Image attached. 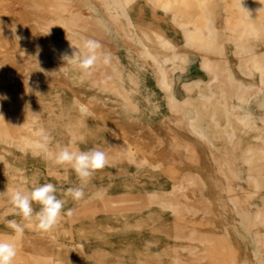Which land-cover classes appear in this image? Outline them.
<instances>
[{"label": "rangeland", "instance_id": "obj_1", "mask_svg": "<svg viewBox=\"0 0 264 264\" xmlns=\"http://www.w3.org/2000/svg\"><path fill=\"white\" fill-rule=\"evenodd\" d=\"M123 1L128 3V0ZM196 1L199 3H190V12L180 19H175L174 13L163 8L152 13L141 0L126 4L125 9L129 8L125 10L127 16L123 21L127 28L123 31L126 44L132 46L129 39H140L161 57H170L181 45L183 53H177L182 56L177 63L187 62L194 55L187 50H196V47L185 46V38L175 29L174 22L187 23V30L193 32L195 23L208 20L203 16L209 15L214 22L215 33L210 35L205 30L201 36L216 38L219 43L203 54L218 60L217 70L223 74L227 69L232 72L237 68L241 77L254 78L243 75L240 64L236 66L232 62L239 60L240 63L241 54L231 52L235 44L231 40L230 25L245 19L240 18L245 16L242 6H249L252 15L258 9L264 14V0H246L249 3L244 5H239L237 0ZM79 5L89 8L90 18L93 12L105 13L107 17L112 16L111 12L121 13L114 9L117 7L114 3L110 4L112 10H107L105 4L98 0H0V73H17L14 84L0 85V95L8 97L0 99V236L14 235V230L7 226L10 220L25 228L22 238L17 241L19 251L14 264H40L41 251L52 252L58 258L56 264H94L88 255L95 250H102L107 255L106 264H160L158 261L161 259L169 262L167 255L172 239L165 232L173 231L176 225L185 230L195 229L198 235L199 231L209 235L214 247L213 256L224 264H234L228 228L221 226V211L216 212L215 206L220 204L221 208L225 204L223 209L234 217L246 214L251 219L256 212L264 210V189L258 190L248 205L242 204L244 212H238L236 204L237 198L243 196L204 197L197 177L178 162L184 146L175 134L153 131L150 123L128 106L122 93L101 89L96 77L89 83H79L69 71V58H63L66 52L62 51V45L71 39V32L59 30L58 39L48 40L41 28L69 18L77 13ZM140 8H143V13ZM259 21L264 27V19ZM119 22L108 20L112 26L121 29ZM131 24L134 26H129ZM22 26L27 27L32 35L24 45L14 42L9 33L12 28ZM78 37L92 40L86 33ZM260 40L255 41L253 53L262 54L259 51L264 45ZM98 41L105 45L103 38H98ZM94 69V72L103 70ZM177 69L171 70L175 72ZM220 81L212 80L208 86L214 90ZM211 95L215 101L216 92ZM233 103L238 105L239 102L233 99ZM81 106L87 111L82 112ZM75 119L84 123L73 134L68 127ZM13 133L24 140L12 139ZM45 135L49 137L47 143ZM81 136L84 137L83 142L79 141ZM45 143L46 149L42 147ZM127 146L134 155H128ZM64 147L76 151L96 148L107 155L108 164L89 178L84 186L85 196L79 201L74 200L67 190L80 186V178L70 164L57 163L56 157ZM154 165H159V168L154 170ZM186 174L190 179H184ZM24 180L28 183H22ZM46 183H52L57 188L58 198L66 201L60 222L48 232L40 230L35 219L24 220L10 201L15 190H31L34 185ZM180 183L186 186L181 190L184 195L177 191ZM165 194L169 195L168 200L177 197L184 202L190 199L188 207H196H192L191 214L175 218L169 207L160 209L155 203L157 196H163L167 201ZM86 199L96 202L91 207L93 212L89 221L77 217ZM100 199L111 204L105 207ZM32 207L35 215L41 205L33 202ZM186 207L183 204V208ZM69 210L72 211L71 216L67 215ZM249 223L252 226L251 220ZM98 231L105 233L103 241H96L93 237L92 232ZM86 233L89 234L88 240L84 239ZM181 242L182 248L189 244L188 241ZM83 247H87L86 253L81 250ZM180 253L182 258L188 259L187 253L183 250ZM202 253L206 254V251ZM260 255L262 261L264 255L262 252Z\"/></svg>", "mask_w": 264, "mask_h": 264}, {"label": "bare ground", "instance_id": "obj_2", "mask_svg": "<svg viewBox=\"0 0 264 264\" xmlns=\"http://www.w3.org/2000/svg\"><path fill=\"white\" fill-rule=\"evenodd\" d=\"M98 1L103 2L107 10H112L110 6L112 0ZM121 1L113 0V3L117 5L114 9L124 13L125 10H129V8L125 9L126 4L132 3L135 0H128V3L127 1ZM141 3L149 6L152 13H156L159 8H163L164 10L174 13L175 19H180L183 18V16H187L186 14L190 12V3L194 4L199 2L196 0H141ZM237 3L239 5H244L245 3H249V1L237 0ZM241 10L244 12L245 16L240 18L245 19L240 22L231 23L230 26L232 27L231 29L233 33L231 40L237 46L238 53L241 54L239 66L241 73L246 76L257 77L260 81V86L254 85L251 89H246L244 85L235 86L232 72L230 69H227L225 74H223L219 92L220 97L217 99L215 98V102H213L212 97H209L198 107H195L191 103V107L195 108L197 113L211 114L214 111L220 115V118L215 120L217 125L221 123L224 125L222 132L218 136V140L222 143L224 142V148H218L217 150L219 152L218 155L222 157L220 158L219 168L223 171L225 176L228 175L231 178L238 179L239 182L246 183L239 185L238 189L242 191L247 188L249 190L242 198H237L236 204L238 212H244L242 204L247 203L248 205L252 196H257L258 190L264 189V118H259L243 110L245 105L249 102V97H251L253 93L264 88V53H253L256 40H260L261 38L260 41L264 45V27L259 21V19H264V14L261 13V9H258L255 11L256 14H254L256 16L252 15L249 6H242ZM140 12L143 13V8H140ZM111 14L116 22L120 21L119 13L111 12ZM89 15V8L84 5H79L77 13L69 16V18H64L54 24L41 26V28L45 30L44 35L48 40H53V38L58 39L60 35L59 30H67L71 32L69 34L71 39H69L68 42L63 43L62 51L66 52L65 55L69 57L71 64V69L69 71L79 83H89L91 79L96 77L101 89L105 88L108 91L122 93L128 106L135 109V102H133L130 92L124 89L118 80L122 75H120L117 69H111L108 66V64L110 65L112 57L106 52L103 44L98 41V37L92 29V21ZM203 18H207L208 20L195 23L193 32L187 30V23L185 22L180 23L175 21L174 27L183 34L186 45H192L199 51H211L213 46L219 43L217 42L218 40L216 38H203V35L201 36V34L206 30L210 35H213L216 29L214 22L210 20L211 17L209 15L207 17L203 16ZM98 24L104 26L105 23L98 22ZM119 26H121V22H119ZM129 26L134 25L131 24ZM14 29L15 32H13L12 28L9 33L12 40L17 44L24 45L32 38L27 27L22 26L18 29ZM158 30H160V28ZM83 33L91 36L92 40L99 44V48L97 49V62L88 73L83 72L79 68L78 60L77 58H74L75 54L79 52L78 47L82 48L85 43L84 39L78 37ZM129 42L131 43L130 45L134 47L138 45L141 46L143 50V52L140 53L141 57L155 68L158 74L159 86L167 93L171 102V108L174 111V100L171 96L172 87L169 78L170 70L167 69V65L169 61H174L175 63L179 56L174 52L170 57H161L152 52L148 45L140 39L137 41L129 39ZM47 44L51 43L47 42ZM218 65V60H212L205 55L203 56L202 66L213 76V80L215 81L219 79L217 74V68H219ZM95 67L103 70L94 72L93 70H95ZM16 75L17 73L14 71H2L0 73V85L14 84L17 77ZM233 99L239 102L238 105H235L234 103L232 104ZM84 107L86 108L87 106L85 105ZM197 121L196 118L192 119L191 125L196 126ZM83 123L84 122L75 119L71 122L68 128L70 132L74 134L78 132L79 127L82 126ZM194 131V134L203 141L208 140L209 136H211V134L203 133L198 129H194ZM11 138L18 141L24 140L19 134L14 133L11 134ZM175 138L177 137L175 136ZM18 146L27 150V147H24L21 144ZM126 152L129 156L134 155L133 150L129 148V146H127ZM188 154L191 156L192 160L195 159L194 152H189ZM231 157L236 159V161H234L236 164H232L233 159ZM235 175H238V177ZM229 177L227 178L229 179L230 184L231 178ZM184 179L187 180L190 178L186 174ZM176 184L177 183L174 185ZM185 187L186 186L183 183H180L177 186V191L179 190L181 195H184L185 192H182L181 190ZM171 188L172 186L170 189ZM177 191L175 193H177ZM167 194H165L167 201L163 196H157L155 203H158L160 209H165L166 207L164 206L169 207L175 218L191 214L189 212L193 211L192 207H196L195 205L188 207V205L191 204L190 199L189 201L184 202L177 197L168 200L169 195ZM100 200L103 201L102 199ZM152 201L154 202V199H152ZM107 202L103 201L105 207L108 206L107 204H111V202ZM94 203L96 202H94L93 199H86V201L82 203L85 206L80 207L78 210V219L80 218L89 221L91 219L89 217L92 215L91 212H93L91 207H93L92 205ZM183 204L187 207L183 208ZM224 206L225 204L222 207ZM103 210H105V208ZM221 217V226H227L228 228V240L232 247L233 256L235 257V261H233L234 264H245V261L246 264H264V256L262 257L263 262L260 259L261 252L264 255V210L256 212L254 216L249 219L246 214H240L239 217H234V215H231L226 209H223ZM250 220L252 226L249 225ZM165 233L172 239V246L168 249L167 257L169 262H165L161 259L158 261L160 264H224L220 258L213 256L212 250L214 247L211 244L212 239L209 238V235H205L204 232L199 231L198 235V231L196 232L195 229L185 230L176 225L173 231H166ZM88 235V233L84 234L85 240L90 239L88 238ZM92 235L96 241H103L105 238V233H103V231L92 232ZM181 241H188V246H186V244L184 245L186 247L182 248L183 242ZM86 248L87 247H83L81 250L86 253ZM182 250L184 253H187L188 259L182 258V253H180ZM205 251L206 254L202 253ZM207 252L211 253L208 254ZM88 257L94 260V264H106L107 255L104 254L102 250L91 251ZM38 262L40 264H47V262L56 264L58 258L50 251H41V257ZM148 264H154V262Z\"/></svg>", "mask_w": 264, "mask_h": 264}, {"label": "crops", "instance_id": "obj_3", "mask_svg": "<svg viewBox=\"0 0 264 264\" xmlns=\"http://www.w3.org/2000/svg\"><path fill=\"white\" fill-rule=\"evenodd\" d=\"M93 4L96 5L98 3L93 2ZM119 14L121 29L115 28L108 23V20H114V18L112 16L107 17L105 13L93 12V17L90 19L93 25L92 29L98 38H103L105 50L112 57L110 65L108 64L109 68L119 71L120 75H122L118 78L120 84L130 92L132 100L135 102L134 112L136 115L142 117L146 123H150L149 125L153 131L171 132L179 138L181 144L183 143L184 150L182 155L178 157V162L187 166L186 168L197 177L202 190L201 194L204 197L243 196L246 192L242 191L249 190L243 189L241 191L238 186L246 183L235 182L234 178L228 175L225 176L219 168L220 158L222 157L218 155L219 152L217 150L224 147V142H220L218 136L222 132L224 125L221 122V124L217 125L215 120H218L220 115L214 111L211 114H200L196 112L195 108L191 107V103L198 107L214 92H216L217 99L223 73L217 70L218 80L221 81L216 85L214 91L208 86L209 82L213 80V76L202 66L204 50H187L191 54L194 53V55H190L191 59L187 60V62H178L180 63L178 64L177 60L175 63L170 61L167 69L170 70L171 96L175 107L173 111L167 93L159 86L158 74L155 68L140 55L143 52L141 46L132 47L126 44L123 31H127V28L123 21H125L127 13ZM98 22L105 24L100 26ZM177 48L179 50L175 51L176 54L183 53V50H181L183 46L180 45ZM231 49V52H239L235 45H232ZM150 50L155 53V50ZM259 53H264V47ZM178 56L179 58L182 57L181 55ZM232 62L236 66L240 64L239 60H232ZM176 67L179 68L177 71L171 70L176 69ZM232 75L235 86L244 85L246 89H251L254 85L260 86V81L257 77L243 78L237 68L232 70ZM210 97L213 98V95ZM234 104L236 105V103ZM245 111L259 118H264V88L249 97V102L245 105ZM194 118L199 121H197L196 126L191 125V121ZM165 127H167L166 130ZM194 129L211 134V136H209L208 140L203 141L194 134ZM189 152L195 153V159L189 160ZM231 158L233 159V157ZM234 161H236L235 158L232 164H236ZM227 177L231 178L230 184ZM215 209L216 212L221 211L220 213H222L223 207L221 206L220 208L219 204L215 206Z\"/></svg>", "mask_w": 264, "mask_h": 264}, {"label": "clouds", "instance_id": "obj_4", "mask_svg": "<svg viewBox=\"0 0 264 264\" xmlns=\"http://www.w3.org/2000/svg\"><path fill=\"white\" fill-rule=\"evenodd\" d=\"M13 32H15L14 28ZM78 48L79 52L75 54L74 58H77L79 68L83 72L88 73L97 62V49L99 48V44L93 40H87L82 48ZM63 58L67 59L69 57L65 55ZM0 99H8V97L6 95H0ZM81 111L86 112L87 109L81 106ZM44 140L47 143L49 137L45 135ZM79 141L83 142L84 137H79ZM75 142L76 138L73 139V143ZM46 143L42 145L45 149ZM56 159L57 163L70 164L81 180L80 186L67 190L68 194L76 201L84 198V186L94 172L104 168L108 164L106 153L96 148L88 151H76L64 147L59 151ZM144 163L146 164L147 161ZM158 168L159 165L153 166L154 170ZM22 183L27 184L28 181L24 180ZM10 201L14 209L17 210V213L22 214L24 220L35 219L37 221V227L45 232L51 231L60 222L62 210L66 203L65 200L58 198L57 188L52 183L39 186L34 185L31 190L17 189L12 192ZM33 202L41 205L40 210L35 215H33ZM67 215L71 216L72 211L69 210ZM7 226L14 230V235L8 236L7 238L0 236V264H14L19 251L17 241L22 238L25 230L24 226L15 220L8 221Z\"/></svg>", "mask_w": 264, "mask_h": 264}]
</instances>
